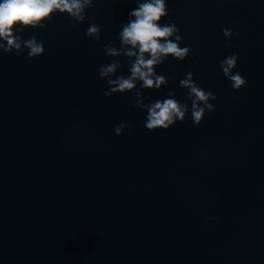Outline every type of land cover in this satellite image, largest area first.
Wrapping results in <instances>:
<instances>
[{"label":"water","instance_id":"obj_1","mask_svg":"<svg viewBox=\"0 0 264 264\" xmlns=\"http://www.w3.org/2000/svg\"><path fill=\"white\" fill-rule=\"evenodd\" d=\"M138 2L93 0L78 29L56 14L14 33L43 41L37 58L0 49V264H264V0H166L161 23L191 52L156 67L166 86L138 90L145 104L172 91L189 111L151 132L134 94L105 96L99 76L111 59L112 78L129 75L135 57L104 45L121 48ZM233 53L238 91L220 68ZM189 71L217 96L199 125L179 84Z\"/></svg>","mask_w":264,"mask_h":264},{"label":"clouds","instance_id":"obj_2","mask_svg":"<svg viewBox=\"0 0 264 264\" xmlns=\"http://www.w3.org/2000/svg\"><path fill=\"white\" fill-rule=\"evenodd\" d=\"M94 6L93 0H0V38L7 43H0V49L5 53H11L13 49L17 56L25 53L29 59L42 56L45 52L43 41L35 36L24 40L20 35L27 29H44L51 22L54 15L66 14L74 23L73 28L78 29L87 20V10ZM134 17L122 26L119 33L121 48L117 49L110 42L104 45V53L108 58L125 56L135 57L128 68L129 75H119L112 78L119 67H123L118 60L111 59L110 63L99 67V76L106 79L109 88L105 96L113 94L133 93V104L143 109L147 115L145 127L148 131L157 129L167 130L174 125L176 120L184 121L185 114L189 111L187 103H181L175 99V93L169 91L166 99L156 100L148 104L144 103L149 97L143 96L139 89L159 90L162 85H167L171 77H165L156 73V67L164 64L168 57L184 61L191 52L189 47H180L183 41L179 29L174 23H161L162 19L169 16L166 0H142L138 6L130 12ZM85 35L94 38L98 43L101 38V28L95 24H89ZM234 33L229 29H223V36L230 38ZM239 35V33H235ZM127 46H131L128 48ZM131 49H136L133 51ZM238 55L233 53L220 61V68L226 79L231 82L234 91L245 87L247 81L237 71ZM181 79L180 87L187 90V99L191 101V116L194 124L199 125L206 112L214 111L217 96L201 88L195 81L192 72H187ZM130 125L120 122L115 126V134L123 135V129Z\"/></svg>","mask_w":264,"mask_h":264}]
</instances>
